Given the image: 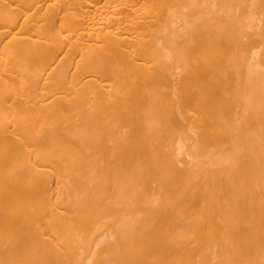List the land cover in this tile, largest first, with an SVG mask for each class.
Returning <instances> with one entry per match:
<instances>
[{"label":"bare ground","instance_id":"bare-ground-1","mask_svg":"<svg viewBox=\"0 0 264 264\" xmlns=\"http://www.w3.org/2000/svg\"><path fill=\"white\" fill-rule=\"evenodd\" d=\"M0 264H264V0H0Z\"/></svg>","mask_w":264,"mask_h":264}]
</instances>
